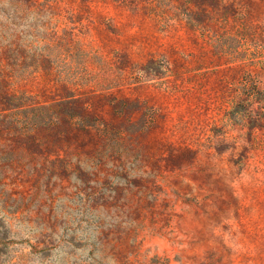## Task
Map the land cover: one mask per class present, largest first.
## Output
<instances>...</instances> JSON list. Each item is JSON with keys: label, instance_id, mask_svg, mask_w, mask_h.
Here are the masks:
<instances>
[{"label": "rangeland", "instance_id": "rangeland-1", "mask_svg": "<svg viewBox=\"0 0 264 264\" xmlns=\"http://www.w3.org/2000/svg\"><path fill=\"white\" fill-rule=\"evenodd\" d=\"M0 71V264H264V0H0Z\"/></svg>", "mask_w": 264, "mask_h": 264}, {"label": "trees", "instance_id": "trees-1", "mask_svg": "<svg viewBox=\"0 0 264 264\" xmlns=\"http://www.w3.org/2000/svg\"><path fill=\"white\" fill-rule=\"evenodd\" d=\"M5 83L4 78V72L0 71V128L6 127V128H16L18 126H21L19 122H12L9 121V117H11L15 111L20 110V108L24 107L25 105H19L20 103H23V98L18 97L17 95L8 94L4 92L2 89V86ZM71 99L68 100V103H70ZM41 109H48L47 105H41ZM8 246V239L4 236L3 232V226L0 225V258L2 256H5L6 250Z\"/></svg>", "mask_w": 264, "mask_h": 264}]
</instances>
